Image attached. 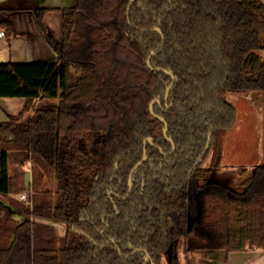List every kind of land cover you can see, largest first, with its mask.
Returning a JSON list of instances; mask_svg holds the SVG:
<instances>
[{"label": "trees", "instance_id": "1", "mask_svg": "<svg viewBox=\"0 0 264 264\" xmlns=\"http://www.w3.org/2000/svg\"><path fill=\"white\" fill-rule=\"evenodd\" d=\"M129 2L78 0L62 10L61 42L35 10L57 59L0 63V97L25 98L0 122V264H180V244L203 251L200 264H226L264 248V157L237 183L220 166L235 119L226 94L264 92V4ZM152 51L150 65L176 77L167 101L171 77L147 66ZM13 157L35 165L29 202L12 197L27 189L22 171L9 173ZM41 176L55 189H37Z\"/></svg>", "mask_w": 264, "mask_h": 264}, {"label": "crops", "instance_id": "2", "mask_svg": "<svg viewBox=\"0 0 264 264\" xmlns=\"http://www.w3.org/2000/svg\"><path fill=\"white\" fill-rule=\"evenodd\" d=\"M78 0H0V63L24 61H54L56 54L45 41L34 16L35 10H45L42 24L56 42L62 40V10L74 7ZM264 4V0H260ZM36 99L34 104L36 105ZM25 105L23 97H0V122L8 115H17ZM33 110V109H32ZM32 110L25 112L30 116ZM10 165V163H9ZM9 173L11 169L9 168ZM28 188V172L23 173ZM19 194L12 195L18 197ZM1 198V195H0ZM227 264H264V248L246 247L228 253Z\"/></svg>", "mask_w": 264, "mask_h": 264}, {"label": "rangeland", "instance_id": "3", "mask_svg": "<svg viewBox=\"0 0 264 264\" xmlns=\"http://www.w3.org/2000/svg\"><path fill=\"white\" fill-rule=\"evenodd\" d=\"M226 100L235 108V119L232 126L222 134L221 139V170H232L234 173V182L237 183L246 177L253 169V166L263 161L264 157V92L263 91H230L226 94ZM210 154L202 163V167L209 164ZM245 168L241 172L240 168ZM9 168L11 173L28 172V188H33V170L35 165L32 161H26L22 165L11 158ZM32 181V182H31ZM33 188V190H32ZM37 189L49 188L55 189L53 178L41 176L36 185ZM21 194V193H20ZM28 194V195H29ZM15 196V194H14ZM18 199V197H15ZM20 200V199H19ZM18 218V215L16 214ZM55 232L61 235L65 231L63 224L54 223ZM177 258L180 264H200L204 258L203 251L191 250L184 252L183 245L177 248ZM160 264H168V257L163 255ZM227 264V263H226Z\"/></svg>", "mask_w": 264, "mask_h": 264}, {"label": "water", "instance_id": "4", "mask_svg": "<svg viewBox=\"0 0 264 264\" xmlns=\"http://www.w3.org/2000/svg\"><path fill=\"white\" fill-rule=\"evenodd\" d=\"M134 0H130V4L133 2ZM155 31L156 32H160V29L158 27L155 28ZM156 54V52L152 51L150 53V55L148 56L147 60H146V64L149 68H151L152 70H157V71H161L167 75H169L171 77V82L166 86V89H165V92H164V99L167 101L168 100V97H169V93L174 85V82L176 81V77L175 75L173 74L172 71L170 70H167V69H163V68H160V67H152L150 65V58L152 56H154ZM159 104L160 103V100L155 98L151 101L150 105H149V110L151 112V114L156 117L158 120H160L162 123H163V134L164 136L166 137L167 141L172 145V148H174V142L172 140V138L170 136H168L167 132H168V127H167V123L164 119V117L160 116V115H157L154 111H153V105L154 104ZM148 142L149 144H153V140L151 137H147L145 140H144V144ZM209 146H210V135L208 136V139H207V142H206V145H205V149L203 151V154L200 158H198V160L195 162L194 166L195 167L201 160V158L203 156H205L206 152L208 151L209 149ZM147 157V153H146V149L144 147V152H143V156L141 158L140 161H138L134 166L133 168L131 169L130 171V174H129V177H128V186H129V191L131 190L132 188V181H133V175L134 173L136 172L137 168L144 162V160L146 159ZM111 241L113 242V239H111ZM141 249L140 248H135L134 251L137 252V251H140ZM150 258V255L145 251V256H144V261L147 262ZM151 264H155L153 262H151Z\"/></svg>", "mask_w": 264, "mask_h": 264}, {"label": "built area", "instance_id": "5", "mask_svg": "<svg viewBox=\"0 0 264 264\" xmlns=\"http://www.w3.org/2000/svg\"><path fill=\"white\" fill-rule=\"evenodd\" d=\"M5 31L4 30H0V35H4ZM30 189H26L24 192H22L21 194L18 195V199L24 201V202H29V191Z\"/></svg>", "mask_w": 264, "mask_h": 264}, {"label": "flooded vegetation", "instance_id": "6", "mask_svg": "<svg viewBox=\"0 0 264 264\" xmlns=\"http://www.w3.org/2000/svg\"><path fill=\"white\" fill-rule=\"evenodd\" d=\"M147 158V157H146ZM135 174V173H134ZM134 176V175H133ZM132 186H133V181H132ZM132 189V188H131ZM131 191V190H130ZM130 191H129V186H128V194L130 193ZM127 194V195H128Z\"/></svg>", "mask_w": 264, "mask_h": 264}]
</instances>
